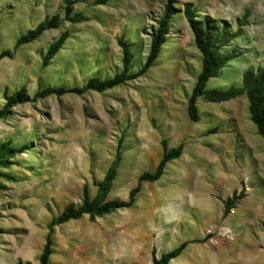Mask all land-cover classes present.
I'll return each mask as SVG.
<instances>
[{"label":"rangeland","instance_id":"374dc122","mask_svg":"<svg viewBox=\"0 0 264 264\" xmlns=\"http://www.w3.org/2000/svg\"><path fill=\"white\" fill-rule=\"evenodd\" d=\"M89 20L72 23L64 7ZM169 0H0V107L21 88L33 97L47 87H83L123 69L119 41L134 54L133 72L145 63L151 34ZM178 9L155 64L145 75L104 93L52 95L13 108L0 119V144L29 150L0 169V264H40L52 221L79 207L87 186L121 154L109 200H128L145 172H154L169 149L183 145L154 183L142 182L131 208L94 220L88 215L54 226L49 264H154L189 242L170 264H264V139L241 95L224 103L198 100L200 119L190 120L188 100L202 71V53L183 14L225 20L237 37L223 48L239 57L207 89L242 85L247 69L264 60V0H171ZM61 27L15 49L17 39L47 17ZM244 26H240V23ZM69 38L44 63L62 33ZM251 188L246 193V186ZM241 199L224 217V202Z\"/></svg>","mask_w":264,"mask_h":264},{"label":"trees","instance_id":"16d2710c","mask_svg":"<svg viewBox=\"0 0 264 264\" xmlns=\"http://www.w3.org/2000/svg\"><path fill=\"white\" fill-rule=\"evenodd\" d=\"M103 1L105 0H100L97 3H103ZM64 12L65 19L75 24L89 20L80 12L73 13L71 1H66ZM176 13H178V9L169 0L165 5L163 16L160 18L157 28L151 34L150 50L146 61L138 71L133 72L132 63L134 54L131 51L130 45L120 40L119 45L123 52V69L114 77L107 79L91 78L83 87H47L46 89L38 91L33 97L27 93L25 88H21L12 95L5 94L6 103L0 107V119L8 118L13 108L18 105L36 102L52 95L58 97L69 93L83 95L88 91L104 93L139 79L147 73L159 58L171 31V19ZM183 14L194 34L196 45L202 53V71L197 78V82L188 100V115L190 120L198 122L200 119L198 108V100L200 98H204L211 103H224L241 95H246L249 101L251 121L256 125L258 134L264 139V60L257 69H247L243 73L242 85L240 87L232 86L225 90H208L207 85L209 81L217 78L230 62L239 57V54L233 50L229 53L223 52V48L228 46L237 37L238 32L232 33L230 25L225 20L217 21L210 17H205L201 20L197 19V11L192 3H187L184 6ZM62 21L63 19L60 14L45 18L35 29L28 31L17 39L15 49L33 43L46 31L60 28ZM239 25L244 26L242 22ZM68 38L69 34L64 32L50 45L44 56L45 64H48L58 54ZM13 55L12 51H5L0 54V59L6 57L12 58ZM163 146L164 154L155 171L145 172L139 177L138 185L130 192L127 201L108 199L121 162V154L118 152L115 161L107 171L103 180L95 183L98 189L97 195L91 199L88 188L85 186L83 204L79 207L74 205L68 206L58 218L52 221L50 232L46 238V244L40 256V264L50 263V257L53 254L52 234L54 226L67 223L70 220L80 219L85 215H88L90 219L94 220L97 217H102L118 210L131 208L135 204L137 196L141 191L142 182H157L164 175L166 165L170 161L178 159L184 149L182 144L172 149H169L166 143H163ZM27 150H29L28 146L19 148L13 146L12 142L0 144V169L10 168L14 165L13 159ZM240 199V196H233L224 202V217L229 216L232 208L235 207ZM188 244L189 242H184L171 252L163 254L160 258L156 256L155 250H153L154 264H170L172 260L182 254Z\"/></svg>","mask_w":264,"mask_h":264},{"label":"built area","instance_id":"2783aa9c","mask_svg":"<svg viewBox=\"0 0 264 264\" xmlns=\"http://www.w3.org/2000/svg\"><path fill=\"white\" fill-rule=\"evenodd\" d=\"M250 191H251V188H250L249 185H247V186H246V193L248 194V193H250Z\"/></svg>","mask_w":264,"mask_h":264}]
</instances>
